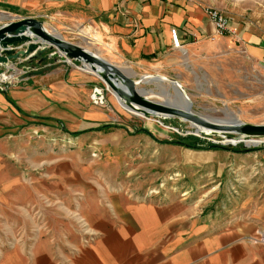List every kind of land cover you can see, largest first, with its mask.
<instances>
[{
	"label": "crops",
	"instance_id": "obj_1",
	"mask_svg": "<svg viewBox=\"0 0 264 264\" xmlns=\"http://www.w3.org/2000/svg\"><path fill=\"white\" fill-rule=\"evenodd\" d=\"M206 8L264 61L250 30L264 0H0V24L37 18L137 79L211 43ZM12 63L0 82V264H264V244L250 241L264 234V149L192 150L101 129L114 123L90 101L97 76L75 62Z\"/></svg>",
	"mask_w": 264,
	"mask_h": 264
},
{
	"label": "rangeland",
	"instance_id": "obj_2",
	"mask_svg": "<svg viewBox=\"0 0 264 264\" xmlns=\"http://www.w3.org/2000/svg\"><path fill=\"white\" fill-rule=\"evenodd\" d=\"M256 20V24L250 30L264 42V12ZM73 41L83 43L79 32L78 35H73ZM245 45L241 41L236 43L227 39L220 43L219 40L214 39L210 44L197 45L185 54L182 50L174 53L167 63L151 68L145 74L159 75L177 81L191 103L192 112L197 115L209 120H227L229 116L226 112H230L241 122L264 124V69L260 66L261 61L249 55ZM126 71L130 72L128 68ZM101 86H104L102 82ZM161 86L173 92L169 82L164 81ZM139 88L151 90L147 93L149 99L159 103L166 102L159 93L160 87L154 82L141 84ZM97 106L107 110L106 122L120 124L131 132L136 128H145L160 140H172L177 136L184 137L190 135L189 132H195L187 121L176 117L163 118L131 113L118 104L116 96L110 89L109 92L105 91V104ZM196 138L210 145L212 143L208 138H212L218 142L216 146L222 147L218 149L229 151L237 149L248 152L264 149V144L253 148H246L242 144L227 148L220 144L224 138L204 135ZM137 176L142 179L146 174L142 175L140 172ZM250 241L264 244V234L256 232L250 237Z\"/></svg>",
	"mask_w": 264,
	"mask_h": 264
},
{
	"label": "water",
	"instance_id": "obj_3",
	"mask_svg": "<svg viewBox=\"0 0 264 264\" xmlns=\"http://www.w3.org/2000/svg\"><path fill=\"white\" fill-rule=\"evenodd\" d=\"M50 51L49 53H46ZM25 58L27 63L36 61L37 65L52 59L54 61L79 63L82 68L97 76L118 98L121 105L128 111L139 113L142 116H158L163 118L176 117L187 121L197 132L204 136H213L227 139L264 138V124H249L241 121L221 124L209 120L195 113L188 112L191 108L188 100L185 109L172 107L166 103H159L147 96L151 90L139 88L141 84L162 82L159 75L146 78L142 75L132 78L124 70L92 51L64 40L60 34L49 30L41 20L33 17H24L1 21L0 24V82L7 81V73L13 70L12 61ZM14 66V65H13ZM50 69L47 66L33 71L42 74ZM171 84L173 91L178 89L185 97L181 86L174 79L165 78ZM176 87V88H175ZM195 144L197 141H191ZM222 144V143H220ZM215 145V144H213ZM222 146H230L229 143ZM222 148L221 146H218ZM244 151V150H242Z\"/></svg>",
	"mask_w": 264,
	"mask_h": 264
},
{
	"label": "built area",
	"instance_id": "obj_4",
	"mask_svg": "<svg viewBox=\"0 0 264 264\" xmlns=\"http://www.w3.org/2000/svg\"><path fill=\"white\" fill-rule=\"evenodd\" d=\"M205 13L212 21L214 26V34L210 36V40H214L218 37H226L233 42L239 43L241 38L238 35V28L231 23V21L225 17L221 12L216 9L206 8ZM172 45L175 48L179 47L178 31L176 28L170 31ZM260 66L264 69V61H261ZM104 86H97L93 89L90 96V100L94 105L105 104V91L109 92V88L103 83ZM188 134L193 136H201L199 132H189ZM203 137V136H202ZM212 144L218 143L212 138H208ZM222 144L229 143L231 147H236L238 144H242L246 148L257 147L260 144H264V138H246V139H227L221 142Z\"/></svg>",
	"mask_w": 264,
	"mask_h": 264
},
{
	"label": "trees",
	"instance_id": "obj_5",
	"mask_svg": "<svg viewBox=\"0 0 264 264\" xmlns=\"http://www.w3.org/2000/svg\"><path fill=\"white\" fill-rule=\"evenodd\" d=\"M110 127H117L115 124H104L101 126V129H108ZM133 133H143L145 135H148L151 139L156 141L159 144H168V145H175V146H181L187 149H192V150H205V149H218L219 147L216 145H210V144H204L203 141L199 140L195 136L192 135H187V136H177L176 139L172 140H166V139H157L155 138L147 129L145 128H136ZM191 141H197V143L193 144ZM234 151H237L235 149Z\"/></svg>",
	"mask_w": 264,
	"mask_h": 264
},
{
	"label": "bare ground",
	"instance_id": "obj_6",
	"mask_svg": "<svg viewBox=\"0 0 264 264\" xmlns=\"http://www.w3.org/2000/svg\"><path fill=\"white\" fill-rule=\"evenodd\" d=\"M95 54V53H94ZM97 55V54H96ZM126 73V72H125ZM127 74V73H126ZM144 76H146V78H148V79H150V78H153V76H151V75H144ZM163 80H165L166 81V79H165V77H163V76H160ZM162 82H164V81H162ZM162 82H160V81H156V82H154L158 87H160V94L164 97V99H166V102H164V103H166V104H168V105H170V106H172V107H176V108H179V109H185L184 107H183V105L185 106V105H187V103H188V100L186 99V97H184V96H182L181 94H180V92L178 91V89L176 88V90L175 91H173V92H169L168 90H165L164 88H162V86H161V83ZM170 88L172 89V87H171V84H170ZM158 90V89H157ZM173 90V89H172ZM115 95V94H114ZM116 96V95H115ZM116 99H117V102H118V104L122 107V108H124L122 105H121V102L118 100V98H117V96H116ZM125 109V108H124ZM186 110L188 111V112H191V113H193L192 112V110H191V108H186ZM131 112V111H130ZM131 113H135V112H131ZM135 114H137V115H141V114H139V113H135ZM226 115H228L229 116V118L227 119V120H213L214 122H218V123H221V124H230V123H236L237 121H238V119H236V118H234V116L230 113V112H226ZM236 121V122H235Z\"/></svg>",
	"mask_w": 264,
	"mask_h": 264
}]
</instances>
